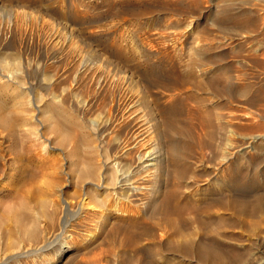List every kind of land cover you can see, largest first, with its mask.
<instances>
[{"label": "rangeland", "instance_id": "374dc122", "mask_svg": "<svg viewBox=\"0 0 264 264\" xmlns=\"http://www.w3.org/2000/svg\"><path fill=\"white\" fill-rule=\"evenodd\" d=\"M9 1L0 0V56L14 72L0 78L11 86L0 90V264H50L61 249L55 264H264V0ZM50 27L73 45L54 47ZM119 35L137 38V58L111 46ZM81 64L114 79L98 91L89 73L74 87ZM123 73L139 122L156 124L166 199L135 220L101 222L86 240L94 214L65 233L50 215L64 182L66 200L90 193L82 167L101 153L92 120L110 113Z\"/></svg>", "mask_w": 264, "mask_h": 264}, {"label": "bare ground", "instance_id": "6f19581e", "mask_svg": "<svg viewBox=\"0 0 264 264\" xmlns=\"http://www.w3.org/2000/svg\"><path fill=\"white\" fill-rule=\"evenodd\" d=\"M11 1V0H10ZM9 1V2H10ZM29 2V1H28ZM6 3V2H5ZM14 3V2H11ZM2 4V3H1ZM8 5V4H7ZM11 5V4H10ZM1 6V5H0ZM4 6V5H3ZM14 6V5H13ZM43 6V5H42ZM21 8V6H19ZM18 7V8H19ZM62 7V6H61ZM15 8V7H13ZM12 8V9H13ZM24 8V7H23ZM22 8V9H23ZM29 8V7H28ZM8 9V8H7ZM20 9V10H22ZM26 9V8H25ZM19 10V11H20ZM16 11V10H15ZM37 11V10H36ZM65 11V10H64ZM18 12V11H17ZM21 12V11H20ZM23 12V11H22ZM33 12V11H32ZM38 12V11H37ZM43 12V10L41 11ZM46 12V11H45ZM67 12V11H66ZM31 13V12H30ZM20 14V13H19ZM39 14V13H38ZM42 14V13H41ZM40 14V16H41ZM44 14V12H43ZM65 14V13H64ZM16 15V14H15ZM32 15V14H31ZM21 16V14H20ZM33 16V15H32ZM65 16V15H64ZM16 17V16H15ZM22 17V16H21ZM31 17V16H30ZM47 17V16H46ZM45 17V18H46ZM21 19V18H20ZM19 19V21H20ZM42 19V17H41ZM17 20V18H16ZM18 21V20H17ZM31 21V20H30ZM37 21V20H36ZM52 21V20H50ZM21 22V21H20ZM43 22V20H42ZM47 23V21H46ZM44 23V24H46ZM52 23V22H51ZM49 24V23H47ZM18 25V24H17ZM52 26V25H51ZM8 27V26H7ZM17 27V26H16ZM44 27V26H43ZM49 27V25L47 26ZM65 27V26H64ZM68 27V26H67ZM66 27V28H67ZM10 28V27H9ZM63 28V27H62ZM18 29V28H17ZM25 29V28H24ZM61 29V28H60ZM65 31L66 29L63 28ZM50 30L52 33H50V37L49 40L50 42H52V45L54 47H58V49L60 50H64V48L68 47L69 45H73L71 44L72 40L70 39H63L62 38V33L57 31H53L50 27ZM63 30V31H64ZM72 30V29H71ZM10 31V30H9ZM17 31V30H16ZM75 31V30H74ZM90 31V29L88 30ZM99 31V30H97ZM20 32V31H19ZM48 32V31H47ZM64 33V32H63ZM66 33V32H65ZM64 33V34H65ZM100 33V32H99ZM69 34V33H67ZM71 36V34H70ZM74 36V35H72ZM47 37V38H48ZM121 37V38H120ZM71 38V37H69ZM137 38H133L130 39V41L128 39H126L124 37V35H119V37H116L114 39H112V43L111 46L115 47H119L120 51L124 52V53H131V59H135L138 57V49H137V45H136V40ZM141 39V38H140ZM143 39V38H142ZM45 40V39H44ZM48 40V39H47ZM48 40V41H49ZM75 42V41H74ZM22 43V42H20ZM76 44V43H75ZM143 44H145L143 42ZM148 46V44H147ZM146 46V47H147ZM81 47V46H79ZM148 48V47H147ZM141 49V48H139ZM149 49V48H148ZM131 51V52H129ZM146 51V50H145ZM148 51V50H147ZM69 52V51H68ZM143 52V51H142ZM7 54V53H6ZM69 54V53H68ZM12 55V54H10ZM9 55V56H10ZM5 58L0 56V71L3 70L4 64H5ZM9 59V58H7ZM7 61V60H6ZM103 61V60H102ZM31 62V61H30ZM84 63V62H82ZM88 64V63H87ZM87 64H81V67L78 69V72L76 73V81L74 84V87H77L78 85V80L81 76L83 75H89V73L92 74L90 81L93 84V81H96L97 78L99 77V70L97 69V72L93 71V68H91L89 65ZM16 66V65H15ZM79 66V65H78ZM75 67V66H74ZM104 67V66H103ZM11 68V67H9ZM107 68V67H106ZM105 68V69H106ZM103 69V68H101ZM18 70V69H17ZM104 70V69H103ZM22 71V70H20ZM203 71V70H202ZM17 72V71H16ZM14 72H12V70H6L4 69L3 71H1L0 73V78L3 79L2 77H6L7 82L11 83L12 79L10 77V75L12 76ZM44 74V73H43ZM115 74V73H114ZM114 74L110 73L108 74L106 79H100V77L98 78V80L96 81V88L98 89V91L103 90V88H105L106 84L109 83L110 81L112 82L114 79ZM124 74V73H123ZM122 74V75H123ZM45 75V74H44ZM67 75V74H66ZM48 77V76H47ZM46 76H44L43 81L45 83V85L43 84V87L48 88L50 85V81L49 78H47ZM51 77V76H50ZM117 77V76H115ZM119 77V75H118ZM117 77V79H118ZM121 77V76H120ZM132 77V76H130ZM16 78V77H15ZM14 78V79H15ZM13 79V80H14ZM82 79V78H81ZM120 79V84L122 86V91H120V96H117V100L112 99L110 100L111 102L109 103L108 106V111L110 112L108 115L106 114H102L99 115L96 119L92 120V125H93V130H94V138L97 141V144L93 146L94 150L98 151L100 150L101 153L97 154V157L99 156V158L97 159V161L95 160V162H93V164H91L92 162H89L91 165H89V163L87 162V164L85 163V167H82V170L84 168V170L91 175H86L87 173H84V171L80 170V174L81 171L83 172V174H85V178H90L91 180L89 182H87L85 185H83V187L85 189L90 190V193H88L87 191H83V189H81V193L77 192V194L73 197L72 199L66 200V198H64L63 196V189L65 187L68 186L67 183H63V185H59V189H57L58 191V199L60 200V206H59V210L58 212L56 211H52V215H50L51 219L53 221H56V223H58L59 225H61L62 231L63 233H65L67 231V228L70 227L69 229H72L74 224H79L82 223L83 221H86L88 219V217L92 214H94L96 216V220H94V225L93 227H91V229L86 230L83 233V236H85L86 240H90V239H96L97 237V230L98 225H100L101 222L105 221L108 222L110 219L115 218L117 220L120 221H125V219H136L140 214H147V207L154 205L155 204H159L157 201H162L165 200L163 197V199H159V197H161L159 195H157V189L156 188V184L157 181L160 180L159 178V172H160V165H161V159H160V154L158 152V150L155 147V142L153 143L150 139V131L149 130V126L144 122L140 123L138 118L141 117L143 114H141V116L137 117L138 112H137V99L135 98V96L133 95H126L124 93L125 89L127 86H124L125 84L128 83L129 79L127 75H123ZM5 79H3L4 81ZM39 80V79H38ZM42 80V79H41ZM132 80V79H131ZM3 81H0V90H4L6 89V91L8 92V89L11 87L10 84H4L2 83ZM42 81V83H43ZM49 81V82H48ZM115 81V80H114ZM6 82V83H7ZM116 83V82H115ZM14 84V83H13ZM11 84V85H13ZM19 85V84H18ZM10 86V87H9ZM15 87V86H14ZM13 87V88H14ZM25 87V86H24ZM22 88V87H21ZM69 88V87H68ZM71 88V87H70ZM73 89V88H72ZM77 89V88H76ZM119 89V88H118ZM16 90V89H15ZM18 90V88H17ZM16 90V91H17ZM50 90V89H49ZM70 90V89H69ZM68 90V91H69ZM74 90V89H73ZM145 90V89H144ZM72 91V90H71ZM118 91V90H117ZM146 91V90H145ZM144 91V92H145ZM6 92V93H7ZM15 92V91H14ZM13 92V93H14ZM24 92V91H23ZM74 92V91H73ZM106 92V91H105ZM25 93V92H24ZM69 93V92H68ZM71 93V92H70ZM133 93V92H132ZM135 93V92H134ZM4 94V92H3ZM55 94V93H54ZM163 94V93H162ZM1 95V94H0ZM17 95V94H16ZM115 95V94H114ZM173 95V94H172ZM2 96V95H1ZM58 96V95H57ZM56 96V98H57ZM71 96V94H70ZM75 96V95H74ZM171 96V95H170ZM61 97V96H60ZM112 97V96H111ZM73 98V97H72ZM115 98V97H114ZM22 99V98H21ZM54 99V97H53ZM82 99V98H81ZM171 98L169 97L168 100H170ZM20 100V99H18ZM76 100V99H75ZM78 101H80V99H77ZM21 101V100H20ZM29 101V100H27ZM49 101V100H48ZM24 102V101H23ZM31 104V101H29ZM52 102V101H51ZM167 102V101H166ZM25 104V102H24ZM29 103L27 102L26 106ZM2 105V104H1ZM18 105V104H16ZM78 105L82 106L84 109L86 107H89L91 105V102L89 100H82L80 102H78ZM30 106V105H29ZM36 106V105H35ZM45 105L43 104V107ZM79 106V107H80ZM92 106V105H91ZM5 107V106H3ZM14 107H15V103H14ZM38 107V105L36 106ZM47 107V106H46ZM169 107V106H168ZM18 108V107H17ZM21 108V106H20ZM41 108V107H40ZM48 108V107H47ZM2 109V107H1ZM44 109V108H43ZM45 110V109H44ZM43 110V111H44ZM49 110V109H47ZM86 110V109H85ZM84 110V111H85ZM29 110H26V112ZM152 111V110H151ZM6 112V111H5ZM17 112V111H16ZM42 112V111H41ZM47 112V111H46ZM43 113V112H42ZM85 113V112H84ZM153 113V112H152ZM22 114L24 115V112H22ZM9 115V114H8ZM50 115V112L48 114ZM26 117V116H25ZM28 118V117H26ZM142 120H145V117H142ZM30 119V118H28ZM7 118L5 117L4 114L0 113V124L4 123V128L5 126V122H6ZM10 120V119H9ZM47 121V119H45ZM51 120V119H50ZM156 120V119H155ZM153 119V121H155ZM161 120V117H160ZM159 120V121H160ZM39 121V120H38ZM37 121V122H38ZM141 121V120H140ZM151 121V122H153ZM48 122V121H47ZM146 122H149L148 119ZM9 123V122H8ZM91 123V122H90ZM140 123V124H138ZM154 123V122H153ZM152 123V124H153ZM27 124L26 120H25V125ZM150 124V123H149ZM150 127H153L154 126ZM159 125V124H158ZM24 126V124H23ZM29 126V123H28ZM169 126V125H168ZM3 127V126H2ZM8 127V125H7ZM30 127V126H29ZM53 127V126H52ZM92 127V126H91ZM10 128V127H9ZM49 128V127H48ZM156 128H159L158 126H156ZM155 128V129H156ZM37 129V128H36ZM122 129H125L126 131L123 133V135L120 134V131H122ZM6 130V129H5ZM9 130V129H8ZM60 130V129H59ZM31 131L33 132V130L31 129ZM152 131V130H151ZM154 131V130H153ZM157 131V130H155ZM30 132V131H29ZM67 132V131H66ZM34 133V132H33ZM152 133V132H151ZM158 133V131L156 132V134ZM32 134V133H31ZM64 134V133H63ZM110 134V136L113 138L112 141H107L105 138ZM154 134V133H152ZM159 134V133H158ZM2 137V136H1ZM110 137V138H111ZM167 138H169L167 136ZM47 139V138H46ZM44 140V139H43ZM49 141V140H46ZM171 141V140H170ZM244 141V140H243ZM161 142V141H160ZM167 142V141H166ZM159 143V142H158ZM171 143V142H170ZM175 143V142H174ZM243 143V142H242ZM249 143V142H248ZM7 144V143H6ZM106 144V145H104ZM172 144V143H171ZM251 144V143H250ZM43 145V142H42ZM165 145V144H163ZM168 145V142H167ZM176 145V144H175ZM173 145V146H175ZM246 145V144H245ZM48 143L44 142V148L46 150V148H48ZM169 146V145H168ZM171 146V145H170ZM252 146V145H251ZM158 147V146H157ZM229 147V146H228ZM245 147V146H244ZM233 148H231L232 150ZM164 150V149H163ZM227 151V150H226ZM230 151V150H229ZM233 151V150H232ZM97 152V151H96ZM228 153V151H227ZM230 153V152H229ZM235 153V152H232ZM2 154V153H1ZM231 154V153H230ZM3 155V154H2ZM226 157V156H225ZM20 158V157H19ZM41 158V157H40ZM2 159V157H1ZM164 158H162L163 160ZM16 160V158H15ZM7 161V160H6ZM25 162V161H24ZM14 163V162H13ZM4 164V163H3ZM6 164V162H5ZM4 164V165H5ZM21 164V163H20ZM25 164V163H24ZM54 164V163H53ZM27 165V164H26ZM39 165V164H38ZM163 165V164H162ZM6 166V165H5ZM17 166V164H16ZM40 166V165H39ZM14 167V166H13ZM21 167V166H20ZM33 167V166H32ZM30 168V167H27ZM49 168V167H48ZM21 169V168H19ZM34 169V168H33ZM77 169V168H76ZM11 170V169H10ZM17 170V169H16ZM25 170V168L23 169ZM30 170V169H28ZM162 170V169H161ZM8 171V170H7ZM12 171V170H11ZM15 171V170H14ZM13 171V172H14ZM27 171V170H26ZM32 171V170H31ZM52 171V170H51ZM163 171V170H162ZM16 172V171H15ZM19 172V171H17ZM22 172V171H21ZM20 172V173H21ZM78 172V171H77ZM4 173V172H3ZM2 173V174H3ZM10 174H12L9 171ZM19 173V174H20ZM23 173V172H22ZM17 174V173H15ZM9 175V174H8ZM24 175V174H22ZM21 175V176H22ZM79 174L75 175V179ZM5 176V175H4ZM10 176V175H9ZM13 176V175H12ZM11 176V177H12ZM88 176V177H87ZM14 177V176H13ZM83 177V178H84ZM27 178V177H26ZM22 180V178H20ZM66 179V178H65ZM82 179V178H80ZM13 180V179H12ZM65 181V180H64ZM23 182V181H22ZM21 182V184H22ZM152 182L153 186H152ZM60 183V182H59ZM58 183V184H59ZM161 183V182H160ZM18 184V183H17ZM57 184V185H58ZM62 184V183H61ZM151 184V185H150ZM159 184V183H158ZM9 185V184H8ZM57 185L55 187H57ZM159 186H161L159 184ZM160 188V187H159ZM164 189V188H163ZM50 191V190H49ZM55 193V192H54ZM76 193V192H75ZM53 194V193H52ZM161 194V193H160ZM162 195V194H161ZM169 196V195H168ZM70 198V197H69ZM169 200V199H167ZM173 200V199H172ZM170 201V200H169ZM168 201V204H169ZM163 202V201H162ZM160 204H163V203ZM55 203V202H53ZM58 203V202H56ZM165 203V202H164ZM175 203V202H174ZM156 204V205H157ZM159 204V205H160ZM167 204V205H168ZM57 204H55L54 206H56ZM158 205V207H159ZM166 205V203H165ZM164 205V206H165ZM177 205V204H176ZM52 206V205H51ZM162 206V205H161ZM53 207V206H52ZM51 207V208H52ZM150 210V209H149ZM177 210V209H175ZM43 214V213H42ZM150 214V212H149ZM151 214L152 211H151ZM44 215L45 212H44ZM146 216V215H145ZM48 217V215H47ZM149 217V216H148ZM93 218V217H92ZM150 218V217H149ZM156 218V215L155 217ZM90 220V219H88ZM139 221V220H138ZM115 222V221H114ZM133 222V221H132ZM136 222V221H135ZM54 223V222H53ZM84 223V222H83ZM109 223V222H108ZM111 223V222H110ZM119 223V222H118ZM57 224V225H58ZM105 224V223H104ZM134 224V223H133ZM54 225V224H53ZM56 225V224H55ZM58 225V226H59ZM103 225V224H102ZM78 227V226H77ZM105 228V227H104ZM115 228V227H114ZM122 229V228H121ZM103 230V229H102ZM53 231V230H52ZM118 231V230H115ZM122 230H120L121 232ZM30 232V231H29ZM27 231V233H29ZM83 232V231H82ZM81 232V233H82ZM101 232V231H100ZM123 232V231H122ZM133 232V231H132ZM31 233V232H30ZM105 233V232H104ZM102 234V233H101ZM134 234H136L134 232ZM174 234V233H173ZM33 235V234H32ZM35 235V234H34ZM68 235V234H67ZM139 235V234H138ZM136 234V237L138 236ZM70 237H72V235H69ZM104 236V235H103ZM134 236V235H133ZM19 237V236H18ZM132 236H130L131 238ZM135 237V238H136ZM140 237V235L138 236ZM127 238V237H126ZM129 238V236H128ZM134 238V237H133ZM56 239V238H55ZM137 239V238H136ZM135 239V240H136ZM137 240H140L137 239ZM14 241V240H13ZM133 241V239H132ZM94 242V241H92ZM139 242V241H138ZM51 244V243H49ZM47 244V246L49 245ZM11 245V243H10ZM45 246V247H47ZM39 248V247H38ZM42 248V246L40 247ZM67 248V247H66ZM43 251V250H42ZM32 254V252H31ZM21 255V254H20ZM65 258V252L63 249L60 250V252L58 254L52 255L49 257V263L50 264H55L57 262L63 261V259Z\"/></svg>", "mask_w": 264, "mask_h": 264}]
</instances>
